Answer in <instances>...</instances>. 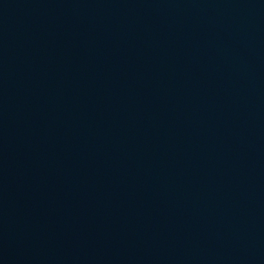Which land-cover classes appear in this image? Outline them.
<instances>
[{"label":"water","instance_id":"water-1","mask_svg":"<svg viewBox=\"0 0 264 264\" xmlns=\"http://www.w3.org/2000/svg\"><path fill=\"white\" fill-rule=\"evenodd\" d=\"M0 264H264V0H0Z\"/></svg>","mask_w":264,"mask_h":264}]
</instances>
